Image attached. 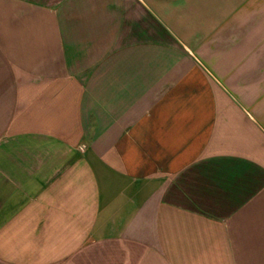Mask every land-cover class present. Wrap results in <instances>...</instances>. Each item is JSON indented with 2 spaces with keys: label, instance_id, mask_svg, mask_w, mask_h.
Wrapping results in <instances>:
<instances>
[{
  "label": "crops",
  "instance_id": "crops-1",
  "mask_svg": "<svg viewBox=\"0 0 264 264\" xmlns=\"http://www.w3.org/2000/svg\"><path fill=\"white\" fill-rule=\"evenodd\" d=\"M0 264H264V0H0Z\"/></svg>",
  "mask_w": 264,
  "mask_h": 264
},
{
  "label": "built area",
  "instance_id": "built-area-1",
  "mask_svg": "<svg viewBox=\"0 0 264 264\" xmlns=\"http://www.w3.org/2000/svg\"><path fill=\"white\" fill-rule=\"evenodd\" d=\"M82 150H84V149L82 148Z\"/></svg>",
  "mask_w": 264,
  "mask_h": 264
}]
</instances>
